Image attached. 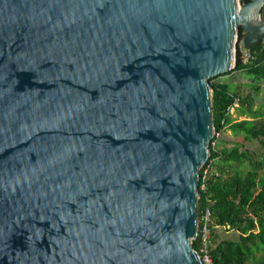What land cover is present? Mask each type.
Wrapping results in <instances>:
<instances>
[{"label": "water", "instance_id": "obj_1", "mask_svg": "<svg viewBox=\"0 0 264 264\" xmlns=\"http://www.w3.org/2000/svg\"><path fill=\"white\" fill-rule=\"evenodd\" d=\"M263 6L0 0V264H204L210 79Z\"/></svg>", "mask_w": 264, "mask_h": 264}, {"label": "trees", "instance_id": "obj_2", "mask_svg": "<svg viewBox=\"0 0 264 264\" xmlns=\"http://www.w3.org/2000/svg\"><path fill=\"white\" fill-rule=\"evenodd\" d=\"M248 1L241 0V3ZM243 37L244 30L240 27L233 68L210 79L214 126L218 133L229 128L233 135H241L245 140H259L264 146V111L254 107L253 93H237L231 90L228 82L213 81L236 70H243L255 79L264 78V39L249 48L255 57L245 63L241 60L240 48ZM254 89L260 88L255 86ZM236 100L237 114L245 116L244 119L234 118L231 113ZM216 140L214 136L209 146L206 164L211 163L213 170L205 189L201 188L204 167L200 169V224L193 245L200 252L205 225L203 216L209 210L208 248L212 264H264V161L255 159L248 150L239 151L237 146L220 148L217 143L213 146ZM247 162L251 167L243 172L241 167ZM218 227L236 230L239 239L214 240L212 234Z\"/></svg>", "mask_w": 264, "mask_h": 264}, {"label": "rangeland", "instance_id": "obj_3", "mask_svg": "<svg viewBox=\"0 0 264 264\" xmlns=\"http://www.w3.org/2000/svg\"><path fill=\"white\" fill-rule=\"evenodd\" d=\"M239 1L241 3V0ZM261 17L263 19V13ZM213 81L228 82L230 84L231 90H234L237 93L252 92L253 95L255 96L254 107L255 108L259 107L262 111H264V78L255 79L247 72H244L243 70H236L231 74L220 76L217 79H214ZM255 86H259L260 89L256 91L254 89ZM237 106L238 105H235V107L231 108V113L233 117L239 119L246 118L245 116H239L237 114V110H236ZM216 143L220 148L223 147L232 148L234 146H237L239 148V151L248 150L254 156L255 159L264 161V146L259 140L256 139L245 140L241 135H233L229 128H226L223 132L220 133V135L216 140ZM206 163L204 164L203 167L207 165ZM250 167H251L250 163L247 162L244 166L241 167V170L244 172L247 171Z\"/></svg>", "mask_w": 264, "mask_h": 264}, {"label": "built area", "instance_id": "obj_4", "mask_svg": "<svg viewBox=\"0 0 264 264\" xmlns=\"http://www.w3.org/2000/svg\"><path fill=\"white\" fill-rule=\"evenodd\" d=\"M241 48V60L243 62H249L250 60L254 59L255 55L250 51L249 48H245L244 45L241 42L240 45ZM236 51H237V47H236ZM235 105H238V100L235 101ZM233 108V107H231ZM220 135V133L216 132V130L214 131V135L213 137H217ZM213 146L216 145V141H213L212 143ZM204 166V165H203ZM212 171V167L211 164H207L204 168H203V175H202V179H203V183L201 185L202 189L206 188V180L208 178V176L210 175ZM216 174H218V172H216ZM203 219L205 221V225L203 227V235H202V243H201V249H200V255L201 258L204 262V264H212V260L210 258V254H209V248H208V236H209V231H208V221L210 220V211L207 210L206 213L203 216Z\"/></svg>", "mask_w": 264, "mask_h": 264}, {"label": "crops", "instance_id": "obj_5", "mask_svg": "<svg viewBox=\"0 0 264 264\" xmlns=\"http://www.w3.org/2000/svg\"><path fill=\"white\" fill-rule=\"evenodd\" d=\"M239 233L236 230L229 229L228 227H218L212 237L216 241L223 239H239Z\"/></svg>", "mask_w": 264, "mask_h": 264}, {"label": "bare ground", "instance_id": "obj_6", "mask_svg": "<svg viewBox=\"0 0 264 264\" xmlns=\"http://www.w3.org/2000/svg\"><path fill=\"white\" fill-rule=\"evenodd\" d=\"M252 14H253V11H252ZM256 22L258 21V19L255 20Z\"/></svg>", "mask_w": 264, "mask_h": 264}, {"label": "flooded vegetation", "instance_id": "obj_7", "mask_svg": "<svg viewBox=\"0 0 264 264\" xmlns=\"http://www.w3.org/2000/svg\"><path fill=\"white\" fill-rule=\"evenodd\" d=\"M264 9V8H263ZM264 11V10H263Z\"/></svg>", "mask_w": 264, "mask_h": 264}]
</instances>
